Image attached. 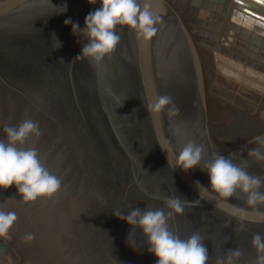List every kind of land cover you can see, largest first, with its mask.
Returning <instances> with one entry per match:
<instances>
[{"label":"rangeland","instance_id":"obj_1","mask_svg":"<svg viewBox=\"0 0 264 264\" xmlns=\"http://www.w3.org/2000/svg\"><path fill=\"white\" fill-rule=\"evenodd\" d=\"M167 1L194 34L204 10L191 0ZM233 8L228 9L231 15ZM208 15L201 21L213 24L197 30L200 38L196 43L204 67L209 122L214 128L234 126L235 108H241L264 124V109L257 111L264 100V60L258 58H264L259 52L264 45L243 41L248 50V44H253L250 51L257 54L255 61L246 62V54L227 42L231 20H225L221 44L244 57L239 60L219 54L242 67L243 75L257 79L259 91L254 84L219 68L218 53L201 41L214 44L216 23L209 22ZM64 21L42 16L18 25L10 21L0 30V139H6L5 125L17 126L25 119L37 122L40 135L31 136L24 146L35 147L44 166L62 182L52 197L28 203L14 185L0 189V209L17 215L9 236L4 237L11 246L4 257L6 264H156L142 232L136 229L130 235V225L113 212L155 209L162 204L167 213L165 198L173 196L181 198L184 211L169 218L170 229L182 239L199 232L209 251V264H216V258L228 249L237 248L243 253L238 264H253L257 256L253 234L264 235V221L191 205L190 196L168 166L156 164L145 90L123 81L124 67L115 70L118 65L112 56L99 64L88 58L75 59L88 41L74 35ZM261 35L264 42L263 31ZM219 219L230 227L223 233L210 226ZM27 234L34 239L25 241Z\"/></svg>","mask_w":264,"mask_h":264},{"label":"water","instance_id":"obj_2","mask_svg":"<svg viewBox=\"0 0 264 264\" xmlns=\"http://www.w3.org/2000/svg\"><path fill=\"white\" fill-rule=\"evenodd\" d=\"M232 1L246 5L255 12L259 11V15L263 16H260V19L264 20V0H191V4L209 11L208 20L216 23L213 34L214 52L243 60V55L231 48L228 49L220 42L224 21L231 20L226 31L229 33L227 38L232 41L228 43L233 47H236V42L244 43L241 38L246 39L248 43L250 39L253 43L259 41V44L264 45L258 30L259 26H263L262 21L256 22L254 17L249 18L237 12L231 15L228 8ZM147 2L151 11L160 18V22L156 25L157 34L151 41L144 42L137 39L134 31L118 26L120 42L115 51L106 57L114 58L113 62L118 65L113 67L115 70L124 67L121 71L123 81L139 84L140 89L145 90L147 94L148 103L156 95H168L179 108L178 115L171 119L166 114L159 117L149 114L153 131L152 142L158 157L156 164L168 166L175 180L181 183L183 190L190 196L191 205L226 213H238L264 221V204L249 206L246 196L239 192L236 197L229 200L220 198L210 189V179L206 172L199 168L189 172L175 168V160L180 149L188 141H194L204 146L205 160L213 153L224 156H229L231 153L234 163L243 166L246 161L249 172L264 177V162L258 163L247 155L248 149L258 146L252 142L256 136L249 137L244 143L226 142L209 122L204 67L195 38L184 19L175 6L167 0H147ZM141 3L143 4L144 0H141ZM65 4L67 11L61 13ZM100 7L99 0L96 4H90L88 0H0V30H3L4 26L7 28L10 21H13V25H18L42 16L61 21L67 18L77 20L83 28L86 16ZM245 11L249 12L248 9ZM248 46L252 48V44ZM259 52L264 53L261 50ZM248 53L253 56L256 54L250 51ZM245 61L247 62V58ZM120 86L126 85L120 83ZM143 129L144 134L149 137L144 125ZM196 181L209 188L208 191L204 192L200 189V186L195 184ZM261 190L264 191V188ZM10 251V244L4 238H0V264H6L4 257Z\"/></svg>","mask_w":264,"mask_h":264},{"label":"clouds","instance_id":"obj_3","mask_svg":"<svg viewBox=\"0 0 264 264\" xmlns=\"http://www.w3.org/2000/svg\"><path fill=\"white\" fill-rule=\"evenodd\" d=\"M88 2L96 4L98 0ZM99 3L101 7L86 16L83 28L70 18L64 21L66 26H71L74 35L88 41L82 46V54L75 59L88 58L93 63H101L115 51L120 42L118 26L134 31L137 39L144 42L151 41L157 34L156 25L160 18L151 11L147 0L143 4L141 0H99ZM62 7L61 13L66 12L67 5ZM52 37L60 48L61 43L56 34L52 33ZM146 108L154 117L166 114L171 119L179 113V108L168 95L152 97ZM3 130L6 139H0V189L6 190L14 185L25 203L56 194L61 188V179L44 166L35 147L24 146L31 136L40 135L39 124L25 119L17 126L5 125ZM252 142L258 146L248 149V157L258 163L264 162V135L254 137ZM205 155L203 145L188 141L176 157L175 168L185 172L199 168L206 172L210 179V189L220 198L229 200L239 192L246 196L249 206L264 204V191L261 190L264 188V177L249 172L246 161L243 166L234 163L231 153L229 156L213 153L207 160ZM195 184L204 192L209 189L200 185L199 181ZM165 202L170 209L167 213L163 209L145 207L143 210L130 208L127 213L115 211L113 215L130 225V235L136 229L142 232L148 245L147 251L156 257V264H209V251L199 232L182 239L169 227V218L174 213L179 215L184 211L181 198L168 197ZM16 221L14 211L0 209V238L9 236ZM33 239L32 234L24 237L28 242ZM252 245L257 252L253 264H264V235L253 234ZM242 255L238 248L228 249L224 256L216 258V264H238Z\"/></svg>","mask_w":264,"mask_h":264},{"label":"bare ground","instance_id":"obj_4","mask_svg":"<svg viewBox=\"0 0 264 264\" xmlns=\"http://www.w3.org/2000/svg\"><path fill=\"white\" fill-rule=\"evenodd\" d=\"M240 5H242V6H244L245 8H248V9H250L248 6H246V5H243V4H240ZM229 9V8H228ZM251 10H253V9H251ZM253 11H255V10H253ZM242 13L241 11H239L238 9H232V14H234V13ZM257 13H259V11H256ZM206 13H208V11L206 12L205 10L203 11V14H202V16H201V19H199V21H198V23L200 24V26H198L196 29L200 32V30H204V28L203 27H206L207 25H211L212 26V24H210V23H207V22H203V21H201L202 20V17H204V19H205V15H206ZM243 15H245L244 13H242ZM261 14V13H260ZM204 15V16H203ZM245 16H248V15H245ZM249 18H252V17H249ZM254 20H256V22H259V20L258 19H254ZM206 21H207V19H206ZM256 24V23H255ZM248 25V24H247ZM203 26V27H202ZM262 26L263 27H260L259 26V28H258V30H259V33H260V35L262 34V31L264 32V21H262ZM203 28V29H202ZM242 28V27H241ZM261 29V30H260ZM196 30V32L194 33V34H192V35H194V38H195V41H197L199 38H200V36H199V34H198V31ZM205 32V31H204ZM202 33V32H201ZM201 35V34H200ZM221 36V35H220ZM260 37V39L261 40H263V36L261 35V36H259ZM202 38V37H201ZM242 40V42L243 41H245V42H247L246 41V39H244V38H241ZM203 43H205L206 45H208V46H210V47H212L213 48V46H214V44H211V43H209V42H207V40H205V39H202L201 40ZM227 42H229V43H231L232 41H231V39L229 40H227ZM233 43H235V42H233ZM235 45H236V47H234L235 49H238V50H240L241 52H244L246 55H245V58H247V61H255V55H257V54H255L254 56L253 55H251V54H249L248 53V51H250V50H248L247 48H246V46L244 47V45H243V43L242 44H240V43H235ZM249 45V44H248ZM252 47H253V44H252ZM251 53H256V52H253V50H251L250 51ZM247 54H249V55H247ZM201 55V54H200ZM217 56H218V61H219V63H218V65H219V68L222 70V71H224L225 73H228V75H229V73L231 74V76L232 75H234V77L236 76V75H238L237 77H238V79H243L244 81H246V82H249L250 84H254V86L253 87H255L256 88V90H259L258 88H257V86L255 85V84H259V82L257 81V79H254V78H252V77H249V76H245V75H243L242 74V72L240 71V69L242 68H239V65L237 64V63H235L234 61H230V60H228L227 58H225V57H222L221 56V54H217ZM254 57V58H253ZM258 58H260V59H262V60H264V58H262L261 56H258ZM223 60H226L228 63H226L225 61H223ZM259 61V60H258ZM217 68H218V66H217ZM218 68V69H219ZM222 71H220V72H222ZM247 72H245V74H246ZM230 76V75H229ZM240 79V80H241ZM242 80V81H243ZM261 89V88H260ZM260 91V90H259ZM261 91H262V89H261ZM262 93V92H261ZM258 108L259 109H257V111H259V110H262V109H264V100H262V102L258 105ZM235 111H236V113H237V117H236V119H234L235 120V122H233V124H234V126H216L214 129H215V131L219 134V136L221 137V138H223L224 140H229V141H233V143H234V141H238V142H235V143H244V141H247V139L249 138V137H251V136H257V135H260V134H263L264 133V124H260V123H257L256 122V120H254V118L252 117L253 115L250 113V112H248L247 110H244V109H241V108H235ZM161 201V200H160ZM164 207H166L165 206V204H164ZM155 209H163V207H162V204H160V207H159V204L157 205V207L155 208ZM165 210H167V209H165ZM209 216V215H208ZM224 221L225 220H223V219H221V221H220V219H219V221L217 222V223H215V221L214 222H211L210 224H212V225H210V226H212V227H215V228H220L221 230H222V233H223V230H227V228H230V227H228L229 226V224H227V222L226 223H224ZM193 222V221H192ZM220 222V223H219ZM207 223V222H206ZM193 224V223H192ZM189 226H191V225H189ZM169 227H171V224H170V221H169ZM176 231V230H175ZM225 232H227V231H225ZM176 233V232H175ZM192 234V233H191Z\"/></svg>","mask_w":264,"mask_h":264},{"label":"crops","instance_id":"obj_5","mask_svg":"<svg viewBox=\"0 0 264 264\" xmlns=\"http://www.w3.org/2000/svg\"><path fill=\"white\" fill-rule=\"evenodd\" d=\"M233 4L235 5L234 6V8H233ZM231 7L233 8V9H238V10H242L241 12L242 13H244L245 15H248V17H254V16H252V14H256V13H254L253 11H251V10H249V12L247 11H245V9H247V8H245L244 6H242V5H240L239 3H236V2H231ZM209 12V11H208ZM256 15H258V14H256ZM257 17H260V15L259 16H257ZM261 17H263V16H261ZM255 19H257L256 17H254ZM258 20H260V19H258ZM262 21V20H261ZM210 22V21H209ZM225 22V21H224ZM213 24V23H212ZM224 25H225V23H224Z\"/></svg>","mask_w":264,"mask_h":264}]
</instances>
